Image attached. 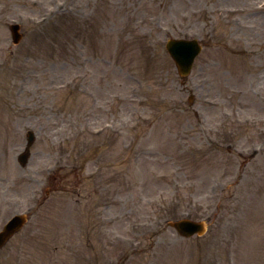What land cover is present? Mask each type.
Listing matches in <instances>:
<instances>
[{"label": "rangeland", "instance_id": "obj_1", "mask_svg": "<svg viewBox=\"0 0 264 264\" xmlns=\"http://www.w3.org/2000/svg\"><path fill=\"white\" fill-rule=\"evenodd\" d=\"M169 38L201 45L184 78ZM19 213L0 264H264V0H0V228Z\"/></svg>", "mask_w": 264, "mask_h": 264}, {"label": "water", "instance_id": "obj_2", "mask_svg": "<svg viewBox=\"0 0 264 264\" xmlns=\"http://www.w3.org/2000/svg\"><path fill=\"white\" fill-rule=\"evenodd\" d=\"M19 27L17 25H11L10 31L14 43H17L20 39L18 33ZM165 48L173 58L178 73L181 76H185L191 67L193 58L200 51V47L195 40H167ZM34 136L32 132L27 133V149L32 144ZM28 157V150L19 155L18 160L23 165ZM24 222L23 216H14L0 231V246L15 232L17 231L22 223ZM170 226L174 227L176 231L185 237L191 236L194 233L201 234L204 231L203 224L193 222L187 219H181L175 222L169 223Z\"/></svg>", "mask_w": 264, "mask_h": 264}]
</instances>
